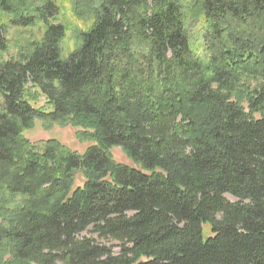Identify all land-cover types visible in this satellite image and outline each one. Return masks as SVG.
<instances>
[{
  "label": "trees",
  "instance_id": "obj_1",
  "mask_svg": "<svg viewBox=\"0 0 264 264\" xmlns=\"http://www.w3.org/2000/svg\"><path fill=\"white\" fill-rule=\"evenodd\" d=\"M72 13L68 51L54 0H0L1 55L7 25L42 30L0 63V264H264V0ZM37 120L90 145L27 141Z\"/></svg>",
  "mask_w": 264,
  "mask_h": 264
},
{
  "label": "rangeland",
  "instance_id": "obj_2",
  "mask_svg": "<svg viewBox=\"0 0 264 264\" xmlns=\"http://www.w3.org/2000/svg\"><path fill=\"white\" fill-rule=\"evenodd\" d=\"M54 2H56L59 6V13L61 14L59 17V21L64 24L67 32L66 38L63 42L64 48L69 51L72 49L73 46L74 34L77 30H82L83 28H85V25L82 21H79L76 19V17H74L72 13V0H54ZM3 21L7 23L5 19H3ZM33 29L34 30L22 31L20 29H15L7 25V40L9 49L6 53L2 55L0 54V63L2 61L9 60L11 57H14L16 55L18 46L25 44L28 38L32 37L35 39H40L42 30L40 31L37 28ZM31 105H33L36 109L46 107L45 100L42 97L39 98L38 102L31 103ZM78 131L79 129L77 128L73 129L69 126L57 123H46L37 120L33 123L32 127L23 132V135L27 141H30L35 144H41L47 140H55L59 144L65 146L67 149L82 154L90 145V143H84L80 141L76 134ZM111 154L114 161L118 164L132 166V163L127 160V158L124 156L123 152L119 148L112 149ZM76 179V185H81L83 181L81 177L78 175ZM225 199L232 203L237 202L230 195L225 196ZM79 238H87L94 240L96 243L108 249L110 248L111 252L114 255L119 254V242L114 241L112 239L107 240L99 237L98 233L94 231V227H90L85 232L81 233L79 235Z\"/></svg>",
  "mask_w": 264,
  "mask_h": 264
}]
</instances>
